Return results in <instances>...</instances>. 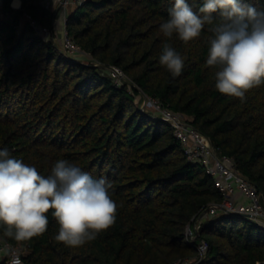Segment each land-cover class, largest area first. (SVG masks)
I'll return each mask as SVG.
<instances>
[{
    "label": "trees",
    "instance_id": "1",
    "mask_svg": "<svg viewBox=\"0 0 264 264\" xmlns=\"http://www.w3.org/2000/svg\"><path fill=\"white\" fill-rule=\"evenodd\" d=\"M12 1L0 4V150L44 175L59 159L75 163L111 182L118 206L115 224L80 247L54 239L51 212L47 231L29 241L0 229L1 241L27 246L22 264H264V230L237 215L202 223L195 244L204 239L207 251L198 259L186 226L223 195L204 166L187 161L172 125L139 103L145 95L183 114L264 195V84L243 102L215 88V69L206 64L211 25L185 43L160 31L174 0H84L64 22L90 57L83 62L56 42L55 9ZM186 2L199 14L204 0ZM247 2L264 8V0ZM164 43L184 58L178 76L159 63Z\"/></svg>",
    "mask_w": 264,
    "mask_h": 264
},
{
    "label": "clouds",
    "instance_id": "2",
    "mask_svg": "<svg viewBox=\"0 0 264 264\" xmlns=\"http://www.w3.org/2000/svg\"><path fill=\"white\" fill-rule=\"evenodd\" d=\"M198 11L186 0H174L160 31L188 43L211 25L206 64L215 69V88L243 102L249 90L264 84V8L247 0H204ZM159 63L178 76L184 58L164 43ZM111 188L106 178H94L65 159L57 160L50 174H41L5 148L0 150V229L6 237L29 241L47 231L51 212L59 226L54 239L68 247L83 246L116 222ZM12 264H20L19 259Z\"/></svg>",
    "mask_w": 264,
    "mask_h": 264
},
{
    "label": "built area",
    "instance_id": "3",
    "mask_svg": "<svg viewBox=\"0 0 264 264\" xmlns=\"http://www.w3.org/2000/svg\"><path fill=\"white\" fill-rule=\"evenodd\" d=\"M83 1L42 0L41 3L48 10L55 9L56 16L62 17L63 22H65L67 6L72 3L81 4ZM55 21L56 18L54 23ZM32 23L38 33L42 36L43 34L48 36L49 32L46 28L36 26L35 22ZM60 45L67 55L78 54L89 57L67 36L64 26L61 28ZM113 69L119 79H124V76L117 69ZM141 110H151L172 125L174 135L181 143L187 161L204 166L206 171L213 177L215 186L223 195L221 201L211 202L195 214L186 226L185 241L195 246L198 259L205 256L207 243L204 239H199L195 244V240L199 236L202 223L208 219L225 215H237L249 219L264 230V195L255 184L239 173L233 158L228 156L218 157L209 140L200 134L183 114L161 105L158 100L143 95ZM26 250L27 246L0 240V261L3 260L5 264H12L14 259H19L20 264H22V256ZM192 262L189 259H180L174 264H191Z\"/></svg>",
    "mask_w": 264,
    "mask_h": 264
},
{
    "label": "rangeland",
    "instance_id": "4",
    "mask_svg": "<svg viewBox=\"0 0 264 264\" xmlns=\"http://www.w3.org/2000/svg\"><path fill=\"white\" fill-rule=\"evenodd\" d=\"M75 7V3H72V4H69L66 8L67 11H71L73 8ZM64 26V22H63V18L62 17H59L58 15L56 16V21L54 23V28H55V31H54V37L56 39V42L59 44V46L61 47L60 45V40H61V28ZM63 31V30H62ZM43 37H47V34H43ZM62 48V47H61ZM71 57H74V59L76 60H80V61H83V62H87L89 57H84L82 55H70ZM76 56V57H75ZM111 71V74L116 76V72L114 71L113 68H109ZM140 106H142V98H140ZM149 113H151L152 115H155V116H158L155 112L151 111V110H148ZM186 118V117H185Z\"/></svg>",
    "mask_w": 264,
    "mask_h": 264
},
{
    "label": "bare ground",
    "instance_id": "5",
    "mask_svg": "<svg viewBox=\"0 0 264 264\" xmlns=\"http://www.w3.org/2000/svg\"><path fill=\"white\" fill-rule=\"evenodd\" d=\"M13 5L17 6L18 5V0H14Z\"/></svg>",
    "mask_w": 264,
    "mask_h": 264
},
{
    "label": "crops",
    "instance_id": "6",
    "mask_svg": "<svg viewBox=\"0 0 264 264\" xmlns=\"http://www.w3.org/2000/svg\"><path fill=\"white\" fill-rule=\"evenodd\" d=\"M13 2H14V0L12 1V6H13V7H19V5H20V0H18V5H17V6H14V5H13Z\"/></svg>",
    "mask_w": 264,
    "mask_h": 264
},
{
    "label": "water",
    "instance_id": "7",
    "mask_svg": "<svg viewBox=\"0 0 264 264\" xmlns=\"http://www.w3.org/2000/svg\"><path fill=\"white\" fill-rule=\"evenodd\" d=\"M128 83H129L130 86H133V84H132L131 82L128 81ZM213 150H214V149H213Z\"/></svg>",
    "mask_w": 264,
    "mask_h": 264
}]
</instances>
